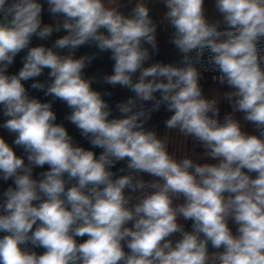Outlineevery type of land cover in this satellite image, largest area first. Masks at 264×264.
Instances as JSON below:
<instances>
[{"label": "clouds", "instance_id": "clouds-1", "mask_svg": "<svg viewBox=\"0 0 264 264\" xmlns=\"http://www.w3.org/2000/svg\"><path fill=\"white\" fill-rule=\"evenodd\" d=\"M212 7L0 0V264H264V0Z\"/></svg>", "mask_w": 264, "mask_h": 264}, {"label": "crops", "instance_id": "crops-1", "mask_svg": "<svg viewBox=\"0 0 264 264\" xmlns=\"http://www.w3.org/2000/svg\"><path fill=\"white\" fill-rule=\"evenodd\" d=\"M212 3H213V0H205L206 8L208 9L209 18H214V16H215L214 9L212 7ZM153 15H155V11L153 12ZM44 20H45V22L49 21V15L47 14L46 11L44 13ZM170 32H171L170 29H164V28L158 29V41H159L160 51H159V55L155 57L156 60H160V61H164V62H171V61L177 59L176 52L174 51L173 47L168 43V38H169ZM34 43H38V41H34ZM85 50L86 49H81V52L78 54H82ZM20 66L21 65L19 63V60H17L15 68H13L12 71L17 70ZM110 69H111V62L108 61L107 56L105 55L103 57V59L94 62L93 65L89 69H87V72L89 74L96 72L97 70H106V71L110 72ZM41 79H43V78H41ZM201 83H202V86L204 89V94L208 97H211L213 92L218 87H219L220 91L227 90L224 87L218 86V82L213 81L212 78L207 74H204V79L201 81ZM94 87L99 88L100 86L94 85ZM105 87H108V86H105ZM110 90H112L115 93L113 99L117 100V101L125 98L127 95H130V93H128L126 90H121L119 88L110 89ZM33 94L40 97L41 99H44L42 96V93H33ZM220 107H221V115H223L225 111L231 110L226 101H221ZM54 111H56V113H57V117H58L57 122L65 123L70 134H72L77 139L78 142L83 144V146L88 147L87 143L80 139L79 134H78L77 130L75 129V127L73 125H71L70 123H67L66 121H64L63 118L69 111L66 108V106H64L60 102H56L54 104ZM167 115H168L167 113H164L163 110H161L160 113L154 114V116H153L152 124H158L159 131L161 134H163V132H164L163 119H165L167 117ZM2 120H3V118L0 117V122H2ZM0 135H4L5 138L7 140H9V142L12 139V137L7 132H5L3 129H0ZM173 139L175 140V144L173 145V147H183L184 146L183 142H182V138H180L178 136H174ZM187 149L188 150L192 149V141L191 140H189L187 143ZM97 151H99V150H97ZM196 151L199 153L202 150L197 149ZM201 162H203V161H201ZM37 171H39V170H37Z\"/></svg>", "mask_w": 264, "mask_h": 264}, {"label": "built area", "instance_id": "built-area-1", "mask_svg": "<svg viewBox=\"0 0 264 264\" xmlns=\"http://www.w3.org/2000/svg\"><path fill=\"white\" fill-rule=\"evenodd\" d=\"M178 58H179V57H178V55H177V59H178ZM204 74L209 75L211 78H212L213 75H216L215 73H211V72H206V73H204Z\"/></svg>", "mask_w": 264, "mask_h": 264}]
</instances>
